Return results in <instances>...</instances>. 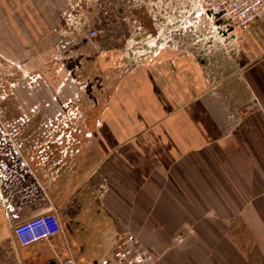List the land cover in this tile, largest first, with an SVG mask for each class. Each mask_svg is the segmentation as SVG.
Here are the masks:
<instances>
[{
  "label": "crops",
  "instance_id": "crops-1",
  "mask_svg": "<svg viewBox=\"0 0 264 264\" xmlns=\"http://www.w3.org/2000/svg\"><path fill=\"white\" fill-rule=\"evenodd\" d=\"M72 1L0 0V98H21L0 106V264H99L126 233L154 264H264V16L193 55L98 45L96 85L75 84L96 59ZM51 210L60 230L20 245Z\"/></svg>",
  "mask_w": 264,
  "mask_h": 264
},
{
  "label": "built area",
  "instance_id": "built-area-1",
  "mask_svg": "<svg viewBox=\"0 0 264 264\" xmlns=\"http://www.w3.org/2000/svg\"><path fill=\"white\" fill-rule=\"evenodd\" d=\"M122 4L124 3L120 0H73L65 8L63 19L69 28L76 29L78 34L90 40L103 36L110 38V34H104V30L109 32L110 27L118 24V15L120 17L123 14L122 18H125L130 14L127 7L125 11L122 9ZM111 11L114 14L110 16ZM195 16L200 22L208 24V29L223 36L233 33L232 30L239 32L261 19L264 16V0H198ZM132 23H136V20L133 19ZM79 30L83 32L80 33ZM125 42V46L120 48L123 55H128L129 40L126 39ZM67 43L69 41L66 40L59 47L63 48ZM131 53L134 54L135 51L131 50ZM59 230L60 223L55 210L28 218L13 227L14 236L22 246L47 240ZM176 239L181 241L182 237ZM155 261L153 251L143 247L136 236L126 233L118 238L112 255L99 264H154ZM60 264L75 263L72 259H67Z\"/></svg>",
  "mask_w": 264,
  "mask_h": 264
},
{
  "label": "rangeland",
  "instance_id": "rangeland-1",
  "mask_svg": "<svg viewBox=\"0 0 264 264\" xmlns=\"http://www.w3.org/2000/svg\"><path fill=\"white\" fill-rule=\"evenodd\" d=\"M120 2L124 3L122 4V9L125 11L127 7L130 11V14L125 18H122L124 17L123 14L120 17L118 15V24H116L114 27H110L109 32L108 30L107 32L104 30V34L109 33L112 38H109V36H103L98 37L95 40H90L85 36L81 37L85 42L89 44L87 45V55L85 54L84 56L86 58L90 57V59H96V61L92 60L89 68H87L86 70L88 72L87 74L84 71H80V68L76 71V73L68 74V77L74 79L73 82L75 84H79L78 80L81 84L94 78L91 81L94 83V85H96V81L98 79H96V72L98 69L100 72L99 66L102 63L99 59L109 57L106 56V53L103 57H100L98 45H101L106 50H108L107 53L117 54V57H119V59L134 56L133 58L137 60L139 58H143V56L145 54H148L150 50H152L153 52L155 47H159L160 45H165L169 48H171V46H176V41H178V48H183L185 52H189V54H192L193 52L198 50V48H201L200 50L206 48L205 44L208 43L207 41L214 38L215 32L211 29H208V24H205V22L197 23L195 19L194 21H192V18L195 15L198 0H120ZM110 14H114V11H111L109 15ZM133 19L136 20V23L134 24L132 23ZM63 22L64 27L67 26L64 19ZM135 28L142 33L147 31L149 37H147L146 39H141L140 41H135L134 36L136 35L132 34ZM182 30L184 31V35H181L180 33ZM117 35H119V41H115L117 39ZM126 39L129 40L128 43L130 45H128L130 47V52L128 55H123L120 47L125 46ZM215 42L217 44H220L217 39L215 40ZM131 50L135 51V53L132 54ZM61 60H65V57L63 56ZM75 69L76 68H74V70ZM202 70L204 69L202 68ZM66 76L67 73L65 72V74H63L61 77V81L63 77ZM2 85L5 86L6 83ZM3 86L0 89L1 92L3 90ZM7 92L8 98L4 100L0 98V106L21 105V103H19L21 102V98H17L19 96L16 97V94H14L15 89L14 92H11V89L8 87ZM16 98L19 102L16 100ZM80 103L82 102H78L77 105L80 106ZM3 117L5 116L3 115Z\"/></svg>",
  "mask_w": 264,
  "mask_h": 264
},
{
  "label": "water",
  "instance_id": "water-1",
  "mask_svg": "<svg viewBox=\"0 0 264 264\" xmlns=\"http://www.w3.org/2000/svg\"><path fill=\"white\" fill-rule=\"evenodd\" d=\"M50 264H54V262H51Z\"/></svg>",
  "mask_w": 264,
  "mask_h": 264
}]
</instances>
